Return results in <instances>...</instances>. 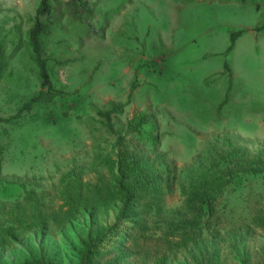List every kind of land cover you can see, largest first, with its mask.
I'll use <instances>...</instances> for the list:
<instances>
[{
	"label": "rangeland",
	"instance_id": "374dc122",
	"mask_svg": "<svg viewBox=\"0 0 264 264\" xmlns=\"http://www.w3.org/2000/svg\"><path fill=\"white\" fill-rule=\"evenodd\" d=\"M40 1L0 0L7 53L25 38ZM88 1L92 13L81 20L62 4L45 38L63 94L17 124L0 123V264L33 255L76 264L78 238L93 220L118 225L95 264H195L204 249L217 250L220 264H241L230 247L236 240L248 264H257L264 246V0ZM39 89L27 51L16 49L0 79V116ZM130 93L112 117L119 134L110 132L93 105L124 103ZM141 111L151 120L125 134ZM121 149L156 177L130 205L120 193L112 197ZM207 170L225 183L212 193L214 209L187 198L188 185L205 181ZM120 209L137 215L138 226L118 220Z\"/></svg>",
	"mask_w": 264,
	"mask_h": 264
},
{
	"label": "trees",
	"instance_id": "16d2710c",
	"mask_svg": "<svg viewBox=\"0 0 264 264\" xmlns=\"http://www.w3.org/2000/svg\"><path fill=\"white\" fill-rule=\"evenodd\" d=\"M65 5V9L68 14L74 18L81 20L84 16L92 13L93 7L88 0H66L62 2L61 0H41L37 9L35 18L31 26L27 29L25 38L19 39L13 51L7 53L5 49V43L0 39V79L5 74L8 69L9 60L13 57L14 52L18 48H25L29 55V59L34 64L37 70V77L40 81V89L25 100L16 110V112L7 117L0 116V123H12L17 124L19 119L25 113H30V111L37 105H43L49 103L54 97L61 96L63 91L57 89L53 84L50 67H49V57L45 53V38L48 36L51 28L54 27L55 23L61 16V5ZM259 28L256 27V30ZM244 29L233 31L231 33V43L227 51L231 50L233 44ZM57 64H65L62 61H57ZM228 68V64L225 63ZM133 89V88H132ZM131 93L128 95L126 102H110L108 107L100 108L93 105V109L96 115L99 117L103 125L113 133L119 134L115 131L112 124V117L122 113L123 107L129 102ZM151 113L147 112H137L127 121V127L125 129V134H133L140 132V128L146 125L152 118ZM32 119L36 117L32 115ZM119 143L123 140V135L118 137ZM147 165H141L136 157H130L127 155L126 150L121 149L119 154L118 165H117V176H116V189L112 197L122 194L128 201L129 205L131 203L137 202L139 198V192H145L146 190L152 188L156 181V177H150L147 171L151 172V169L147 170ZM206 180L199 183V179L196 183H190L187 187L188 200H192L198 203L200 208L206 207L207 209H214L215 197H212L214 190L219 189V193L225 183H220L219 176L213 178L210 170L205 173ZM131 210V209H130ZM137 215L134 213H127L125 209H120L117 219L122 221H127L133 223L134 227L138 226ZM41 230H45L46 221L41 219L40 221ZM118 225L106 226L104 224H97L96 221H92L86 233L82 234L78 238V249L76 253V264H95V259L101 256V249L104 245V239L109 232H112ZM1 233V229H0ZM4 236H10L9 229L4 230ZM232 238V237H230ZM196 244L198 240L193 239ZM113 242V243H112ZM109 246L115 248L117 243L115 241L110 242ZM241 243V242H240ZM238 241L232 242V249H234L236 256L241 259V264H248L245 258L244 245H241ZM212 245V244H211ZM214 248V247H213ZM198 249L203 250V246ZM241 249H243L241 251ZM261 258L257 261V264H264V246L261 247L260 252ZM218 251H206L200 252V258L193 257L195 264H220L218 262ZM220 257V253H219ZM40 256L33 255L30 260H27L23 264H45L44 258ZM166 260L161 259L160 264H166ZM47 264V263H46ZM50 264V260L49 263Z\"/></svg>",
	"mask_w": 264,
	"mask_h": 264
}]
</instances>
